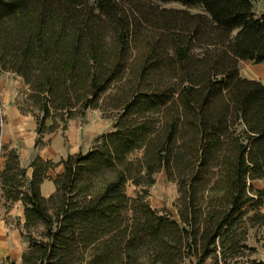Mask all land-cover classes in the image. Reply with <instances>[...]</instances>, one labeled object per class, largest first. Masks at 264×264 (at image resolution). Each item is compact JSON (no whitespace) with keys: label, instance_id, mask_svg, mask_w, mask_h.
Instances as JSON below:
<instances>
[{"label":"trees","instance_id":"trees-1","mask_svg":"<svg viewBox=\"0 0 264 264\" xmlns=\"http://www.w3.org/2000/svg\"><path fill=\"white\" fill-rule=\"evenodd\" d=\"M171 2L182 7L161 5ZM253 9L251 0H0V70L29 87L35 146L87 109L115 113L112 131L63 161L48 197L39 187L55 164L35 157L28 177L17 150L2 146L4 199L23 204L25 229L45 225L43 240L28 233L19 263L7 264H264L239 259L256 251L247 231L264 234V191L249 183L264 179V83L239 75V61L264 63V12ZM161 170L178 185V219L145 200ZM127 182L140 187L132 198Z\"/></svg>","mask_w":264,"mask_h":264},{"label":"crops","instance_id":"crops-1","mask_svg":"<svg viewBox=\"0 0 264 264\" xmlns=\"http://www.w3.org/2000/svg\"><path fill=\"white\" fill-rule=\"evenodd\" d=\"M12 77L18 78L11 71L0 70V97L4 101V124L0 131V168L4 162L3 145L17 150L20 165L25 169L28 177L32 176L30 164L35 157L53 162L55 166L47 169L48 177L41 182L39 187L41 195L48 197L56 192L53 179L62 174L64 170L63 161L68 156L78 153L85 154L89 151L97 137L113 129L112 121L107 123V119L103 117V112L100 110L87 109L84 116L70 118L66 129L59 128L54 132L44 133L41 136V145L35 146L38 137L36 121L31 114L21 113L15 101L18 91L15 87H18L17 84L21 86L25 84L20 77L18 78L19 82L16 80V84H14L11 80ZM45 124L48 126L51 121L47 120ZM0 194H2L1 188ZM1 200L2 195H0V203ZM12 205V208L15 207L21 223H23V204L20 201H15ZM11 228L8 227L5 220L0 218V255L9 256L12 260L17 261L18 257L15 254L20 253V258L23 251H18L12 247V243L17 240L18 234L20 236L21 234L16 232L15 227Z\"/></svg>","mask_w":264,"mask_h":264},{"label":"rangeland","instance_id":"rangeland-1","mask_svg":"<svg viewBox=\"0 0 264 264\" xmlns=\"http://www.w3.org/2000/svg\"><path fill=\"white\" fill-rule=\"evenodd\" d=\"M254 4V14L256 16L261 15V13L264 12V0H251ZM164 7H182L180 4L176 2H171V3H165L161 4ZM191 12H199L201 9L198 7H192L189 8ZM239 75L243 78H250L254 79L256 81H259L261 83H264V63L263 64H256L251 61H239ZM19 78V76H18ZM18 78L12 77L11 80L14 84H16V80L18 81ZM19 82V81H18ZM12 83V84H13ZM17 95H16V104L18 107V110L21 113H26V114H31L28 110V106L26 103H24V97L26 94L29 92V87L27 84L21 86L17 84ZM0 113L2 115V121L0 122V131L3 127L4 124V115H3V104L4 101L0 97ZM24 110V112L22 111ZM90 110V109H89ZM97 110H102L99 108ZM114 114L115 113H110V114H104L103 112V117L107 119V123L112 121L113 124V119H114ZM0 115V116H1ZM32 115V114H31ZM33 116V115H32ZM34 117V116H33ZM35 119V118H34ZM112 131V130H111ZM95 141V140H94ZM141 151H133L130 153L129 157L135 158V157H140ZM107 176V175H106ZM154 183L148 187L147 194L145 197L146 201H149L150 206L154 209L157 210H165L170 213V215L173 216V218L178 219L179 215H177V208H178V202H179V195L180 192L178 191V185L174 181H170L166 177V173L164 170H161V172L156 173L154 175ZM101 180V178L97 179L94 181L95 183H98V181ZM249 183H252L253 187L259 190L264 191V179H253L249 181ZM126 194L132 198V196H135L136 192L139 191L140 187L134 185L132 182H127L126 183ZM1 188V187H0ZM3 193V192H2ZM2 195V202L0 203V218L5 220V223L8 225V227H15L17 230L16 232H20L21 236L18 234L17 240H14L12 243V247H15L18 251H27L28 247V239L27 235L28 233L31 234L32 237L38 239V240H43L44 238V231H45V225L44 224H37L36 226H31L28 229H25L21 223V220L19 219L17 215V211L15 210V207L12 208V204L15 202H8L4 199L3 194ZM264 197V196H263ZM58 204V199H54L53 201L50 202L49 206V212L51 214H54L55 208ZM23 207V205H22ZM12 209V210H11ZM260 211L264 212V198H263V203L262 206H260ZM249 215L252 214V212H248ZM55 225V224H54ZM246 243H248L250 246H255L256 251L253 253H245L243 256H240L239 259L240 261H247L249 259H254V258H260L264 259V234L258 230V228L254 227L253 229H249L247 231L246 235ZM22 252V253H23ZM19 254L17 252L16 257L17 262L19 263L20 258ZM9 257V256H8ZM6 256H1L0 255V264H7V261H5ZM10 258V257H9ZM12 259V258H10ZM14 259V258H13ZM181 264H198L196 259H192L191 257H187L183 259V262ZM200 264H215L214 260L209 257L207 258L204 262ZM221 264V263H220Z\"/></svg>","mask_w":264,"mask_h":264},{"label":"built area","instance_id":"built-area-1","mask_svg":"<svg viewBox=\"0 0 264 264\" xmlns=\"http://www.w3.org/2000/svg\"><path fill=\"white\" fill-rule=\"evenodd\" d=\"M1 104V103H0ZM0 115H1V113H0ZM2 121V115L0 116V122Z\"/></svg>","mask_w":264,"mask_h":264}]
</instances>
